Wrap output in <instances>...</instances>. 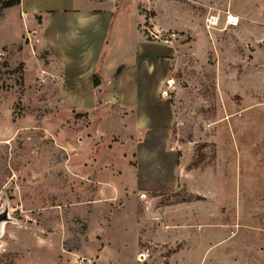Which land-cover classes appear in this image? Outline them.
I'll use <instances>...</instances> for the list:
<instances>
[{"label": "rangeland", "instance_id": "1", "mask_svg": "<svg viewBox=\"0 0 264 264\" xmlns=\"http://www.w3.org/2000/svg\"><path fill=\"white\" fill-rule=\"evenodd\" d=\"M203 1H210L211 11L198 0H116L120 7L112 6L120 23L112 35L117 28L126 33L144 3L154 6L142 27L147 39L184 45L173 74L178 90H170L167 100L177 95L181 116L191 128L206 130L202 140L210 143L189 151L187 170H207L203 175L173 193L138 197L139 248L131 244L134 204L123 213L126 202L109 201L107 185L101 186L105 198L93 200L98 185L76 168L81 129L62 109L65 94L54 78L39 81L34 68L44 55L31 54L32 64L22 63L28 41L23 36L17 43L22 24L16 9L7 14L8 24L0 20V211L8 208L10 217L0 238V264H264V0ZM3 5L0 0V19ZM154 9L163 20L185 24L191 17V36L164 32L154 39L148 33L154 32L148 21ZM230 15L237 25L228 24ZM210 17L218 23L209 25ZM171 205L176 207L166 208ZM106 237H120L122 244L113 243L110 261H101L102 244L96 249L89 240Z\"/></svg>", "mask_w": 264, "mask_h": 264}, {"label": "crops", "instance_id": "2", "mask_svg": "<svg viewBox=\"0 0 264 264\" xmlns=\"http://www.w3.org/2000/svg\"><path fill=\"white\" fill-rule=\"evenodd\" d=\"M107 1L20 0L19 5L4 9L0 20L8 24L7 14L16 9V18L22 24L17 43L23 36L30 38L24 46L25 51H21L26 59L22 57V63L31 65V54L44 55L45 59L39 61L34 70L43 78H54L60 92L65 94L61 99L62 109L70 117H76L75 127L81 129V136L77 138L79 145L74 147L76 168L81 169L82 179L89 177L98 185L96 192L92 191L93 200L99 202L105 198L101 193L102 187L107 185L109 201L120 198L126 202L121 210L123 213L126 205L132 208L131 203L134 204L131 217L136 242L131 244L139 248L143 235L137 229L138 197L145 199L152 194L173 193L182 183L186 185V181L203 175L207 170H187L189 151L197 143H210L202 140L206 130L191 128L190 120L187 123L181 116L177 95L168 100L159 96L170 80L175 81L173 92L178 90L173 74L179 69L184 45L180 40L169 45L147 39L142 27L147 22L146 12L154 6L146 9L144 3H138L135 18H129L126 33L130 30L131 33L128 38L121 37L126 33H120V28L112 35L111 27L115 23L118 27L120 23L117 24L112 11L116 0ZM198 1L212 10V5L205 4L210 1ZM119 4L116 6L120 7ZM54 5L59 7L53 9ZM152 11L155 16L148 20L150 30L155 33L185 32L181 39L191 36V17L183 24L168 16L160 19V13ZM257 54L253 53L252 63ZM95 80L98 87H95ZM80 115H87V118L78 119ZM87 136L91 137L86 139ZM113 139L119 140L118 143L111 144ZM153 201L150 198L148 204L153 206ZM161 209L163 214L165 207L157 209L159 215ZM121 240L120 237L102 241L90 238L89 242L96 249L102 244L99 260L110 261L108 248L113 243L121 246ZM170 240L167 238V242Z\"/></svg>", "mask_w": 264, "mask_h": 264}, {"label": "built area", "instance_id": "3", "mask_svg": "<svg viewBox=\"0 0 264 264\" xmlns=\"http://www.w3.org/2000/svg\"><path fill=\"white\" fill-rule=\"evenodd\" d=\"M218 17H210V18H208V20H207V23L209 24V25H214V24H217L218 23ZM29 33V32H28ZM148 33H150V35L154 38V39H156V40H160V37L158 36V33H155V32H152V31H149ZM174 36V35H173ZM27 41L29 42L30 41V38L28 37V39H27ZM42 75H46V73L45 72H42ZM39 81L43 84V83H45V79L41 76V77H39ZM166 87H167V89L168 90H164L163 92H162V97L163 98H169L170 97V94H171V92H170V90H174V88H175V81L174 80H170V81H168L167 83H166Z\"/></svg>", "mask_w": 264, "mask_h": 264}, {"label": "water", "instance_id": "4", "mask_svg": "<svg viewBox=\"0 0 264 264\" xmlns=\"http://www.w3.org/2000/svg\"><path fill=\"white\" fill-rule=\"evenodd\" d=\"M10 217H9V209L6 208L3 211H0V238L3 234L4 227L7 223H9Z\"/></svg>", "mask_w": 264, "mask_h": 264}, {"label": "trees", "instance_id": "5", "mask_svg": "<svg viewBox=\"0 0 264 264\" xmlns=\"http://www.w3.org/2000/svg\"><path fill=\"white\" fill-rule=\"evenodd\" d=\"M3 3H4L3 9H8V8H12V7L19 5L20 0H3ZM95 87H98V84H96V80H95Z\"/></svg>", "mask_w": 264, "mask_h": 264}, {"label": "bare ground", "instance_id": "6", "mask_svg": "<svg viewBox=\"0 0 264 264\" xmlns=\"http://www.w3.org/2000/svg\"><path fill=\"white\" fill-rule=\"evenodd\" d=\"M228 24L237 25L238 24V19L236 17L230 15L229 19H228Z\"/></svg>", "mask_w": 264, "mask_h": 264}]
</instances>
